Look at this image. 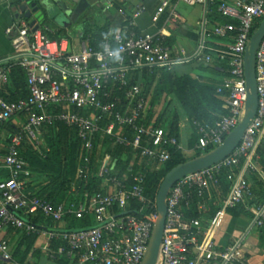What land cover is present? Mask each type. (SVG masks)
Masks as SVG:
<instances>
[{
	"label": "built area",
	"instance_id": "obj_1",
	"mask_svg": "<svg viewBox=\"0 0 264 264\" xmlns=\"http://www.w3.org/2000/svg\"><path fill=\"white\" fill-rule=\"evenodd\" d=\"M170 1L173 0H163L153 16L154 23ZM174 1L194 5L202 0ZM220 11L236 20L213 29L214 35L224 43L210 46L203 37L191 53L175 50L168 43L164 29L139 32L133 21L129 28L114 30L97 47L89 39L73 44L66 37L58 38L46 23L33 31L25 18L19 19L15 31L9 30L13 54L7 60H14L25 69L29 95L9 100L1 94L9 83L11 67L3 64L6 60L0 61V125L11 124L14 128L8 132L6 153L0 155V167L9 172V177L0 182L2 260L14 261L10 244L1 232L2 228L10 227L63 241L65 246L60 252H65L75 264L141 263L157 217V209L150 216L145 214V209L156 207V201L153 204L146 191V174L142 168L118 176L109 171L107 155L97 174L101 180L99 191L86 193L78 201L54 204L28 189L24 179L29 174L28 163L21 147L26 142L43 146L42 153L46 156L47 127L63 123L75 129L86 154L92 151L99 135L113 139L137 158L160 167L170 160L169 147L178 146V139L154 122H147L149 98L129 75L145 68L172 70L191 62L211 64L215 54L226 60L228 75L217 86L216 94L223 99L227 111L213 122L194 120L198 135L194 151L205 152L220 145L245 116L248 89L244 56L254 24L264 19V0H238L235 4L223 1ZM179 18L178 13H172V21ZM113 52H119L120 58L110 55ZM256 73L257 114L239 146L220 163L183 177L170 189L157 264H246L239 241L221 249L214 237L226 210L241 203L252 212L257 227L264 228V200L251 204L256 200L253 185L243 172H238L244 161L245 169L258 176L264 193V171L253 160L264 143V38L257 53ZM88 171L87 163L80 164L77 180L82 181ZM223 173L230 179V188L205 228L202 215L208 208L207 199L214 194L221 196ZM135 203L141 207L134 206ZM193 204L198 217L189 216ZM39 215L55 226H37L31 217ZM89 215L94 219L93 226L59 227L67 217L82 219Z\"/></svg>",
	"mask_w": 264,
	"mask_h": 264
},
{
	"label": "crops",
	"instance_id": "obj_2",
	"mask_svg": "<svg viewBox=\"0 0 264 264\" xmlns=\"http://www.w3.org/2000/svg\"><path fill=\"white\" fill-rule=\"evenodd\" d=\"M223 1L235 4L238 0H202L194 5L173 0L164 9L159 21L154 23L153 16L163 0H0V61L9 59L13 54L12 35L9 30L15 31L19 19L25 18L20 9L21 5L25 3L37 2L41 10L37 15L38 24H48L52 28L54 36L58 37L56 34L60 33L61 36L58 38L66 37L73 44L79 42L80 39H89L91 43L101 42L105 36H108L114 30L129 28L130 22L133 21L139 32L155 33L160 28L164 29L168 43L175 50L191 53L197 48L203 37L210 46L224 43V40L217 38L213 33L215 26L223 24L222 20L228 17L220 11ZM97 10L100 12L98 19L93 18L94 12ZM139 10H141L140 14L135 16V12ZM173 12L178 13L180 16L176 21L171 20ZM60 17H62V23L58 22ZM27 21L30 23L29 20ZM205 71L204 74H194L189 69V71L184 70L179 74L174 68L175 75L178 77H199L205 83L215 86L214 96L221 104L220 109L223 112L218 111L216 107L207 108V111L218 117L227 111L223 99L216 94L217 86L228 75L226 60L215 54L214 61L211 64H206ZM141 75L142 81H144L145 74L142 73ZM2 92L6 94L7 91L2 89ZM170 94H163L152 114L151 122L176 136L178 139L177 149L185 158H192L196 154L194 146L198 139L194 120L200 119L191 117L179 99L174 104L176 106L169 107ZM147 97L151 102L152 94ZM12 128L1 130L4 135L0 140V155L6 153L8 132H13ZM128 154L131 155L128 162L130 166L136 168V170L142 168L146 176L149 172L148 168L151 166L157 168L152 161L137 158L130 152ZM253 160L262 169V159L258 152H256ZM244 165L245 162L243 161L238 167V172H243L252 185L256 182L260 183L258 176L254 172L245 169ZM24 179L28 189L33 192L34 189L40 187L41 184L38 183H41L43 176L38 179L35 176H25ZM260 187L262 189L261 183ZM228 191L229 189L227 193ZM227 193L225 195L221 193V196L214 194L207 199L208 208L202 215L205 228L208 227L210 220L220 209L222 197L224 198ZM66 226V220L59 225L64 229ZM1 232L8 240L16 262L21 264L23 261L25 264H75L65 252H60V248L65 246V243L61 240L49 239L44 233L27 234L22 230L10 227L2 228ZM34 235H36V238L30 244L29 239ZM214 240L221 249L239 241L245 255L246 264H264V228L257 227L254 223L253 214L247 207L246 209L241 206L228 208ZM14 261L6 262L0 257V264H16Z\"/></svg>",
	"mask_w": 264,
	"mask_h": 264
},
{
	"label": "trees",
	"instance_id": "obj_3",
	"mask_svg": "<svg viewBox=\"0 0 264 264\" xmlns=\"http://www.w3.org/2000/svg\"><path fill=\"white\" fill-rule=\"evenodd\" d=\"M222 22H236V20L226 17L222 20ZM259 23L260 22L257 23V26L259 25ZM56 35L58 37L61 36L60 33ZM99 43L100 42L95 41L91 44L97 47ZM3 64L5 66H10L11 72L9 76V83L5 87L7 94L3 92L1 94L9 100H17L20 98L27 97L29 95V89L27 85V73L25 69L16 64L14 60H6ZM202 67L206 69V64H202ZM142 73L145 74L144 81H142L141 78ZM157 74H161V78L158 84L154 86V90L152 91L154 82L157 78ZM171 78H174L176 82L172 83L170 81ZM131 81L137 82L141 85L142 93L145 94V97L152 94L147 122L151 121L152 114L164 93L169 94L174 92L182 103L185 110L189 112L191 117L196 119L213 122L217 117L213 116L210 112L207 111V108L210 107H216L218 111L223 112V110L220 109L222 107L221 104L218 102L214 95L209 94L210 101L203 102L202 98L200 96L198 97L195 94L196 91L193 92L194 86L197 81L194 77H178L177 75H175L174 69L169 70L167 68L158 67L145 68L144 71L135 72V75L131 78ZM199 85L202 89L209 87L215 92V86L207 84L204 81ZM186 94H188V96ZM186 98H190V101L187 102ZM5 127L11 129L12 125H0V130L4 129ZM45 143L48 147L46 156H43L41 158L37 157V162L33 160L34 163H32V167L37 168L39 167L40 163L43 166L41 168H50L59 176L54 182H51L46 185L41 184L40 187L38 189H34L33 192L54 204L78 201L79 199L83 198L86 193L92 195L99 191L101 189V180L97 176V174L107 155L110 156L108 168L111 173L116 174L118 176H124L129 175L136 170V168L130 166L128 163V158L131 157V155L128 154L130 150L124 145L116 143L113 139L109 137L98 135L94 140V147L92 151L89 152V154L83 152V156L82 158H80L81 142L76 134V131L74 128L63 123L47 127L45 131ZM25 144L26 143H23L21 151L25 159L30 161V158L27 157V154L24 151ZM210 150L212 149H208L205 152L197 151L195 156L193 157L199 156ZM169 151L171 153V158L166 163L160 166V172L153 173V177H151L148 172L146 176V191L149 194L151 200L153 201V204L156 201V195L159 186L167 172L171 170L174 166L184 161H187L188 159H191L185 158L176 146H170ZM257 152L262 159L261 167L264 171V145H260L257 149ZM47 162H50V164H48ZM83 163L88 164L89 171L83 178V180L80 181V183L76 182L77 188L75 190H72L70 184L74 181L76 177L78 166ZM42 176L43 174H39L35 177L38 179ZM7 177H9L8 170L0 167V182L6 179ZM152 178L153 180H151ZM221 180L222 195H225L230 186V179L226 173H223ZM253 188L256 194V200L251 204H257L262 202L264 200V193L260 187V183H254ZM134 206L138 208L141 207V205H138L137 203H135ZM236 206H241L243 207V209H246L247 207L246 204L243 203L237 204ZM155 211L156 207L153 206V208L149 210L145 209V214L150 216V214ZM189 216H199L198 211L195 208V204H193V208L191 209V213ZM31 220L40 228L55 226V224H53L49 220L44 219V217L41 215L37 217H31ZM66 223V229H81L93 226L94 219L92 215H89L86 218L82 219H77L73 216H70L66 218ZM35 238L36 235L31 236V238L29 239L30 244L34 242ZM23 262L22 264H25Z\"/></svg>",
	"mask_w": 264,
	"mask_h": 264
},
{
	"label": "water",
	"instance_id": "obj_4",
	"mask_svg": "<svg viewBox=\"0 0 264 264\" xmlns=\"http://www.w3.org/2000/svg\"><path fill=\"white\" fill-rule=\"evenodd\" d=\"M20 9L24 13L25 18L30 21V26L33 31L37 30L39 27L37 15L41 12L37 2L22 4ZM58 22L62 23V17L58 19ZM263 38L264 19L255 28L246 46L244 70L248 93L245 103L244 118L235 126V128L228 134L220 145L206 153L174 166L164 176L156 195L157 217L153 224L147 250L140 264L158 263L166 223L168 195L173 185L183 177L214 166L230 156L239 146L245 132L256 116L259 101L256 62L258 49Z\"/></svg>",
	"mask_w": 264,
	"mask_h": 264
},
{
	"label": "rangeland",
	"instance_id": "obj_5",
	"mask_svg": "<svg viewBox=\"0 0 264 264\" xmlns=\"http://www.w3.org/2000/svg\"><path fill=\"white\" fill-rule=\"evenodd\" d=\"M99 17H100V12H98V10H97V11L94 12L93 18H97L98 19ZM261 21L262 20H257L256 21V23L253 26L254 27L253 28V31L255 30V26H257V23L258 22H261ZM189 69H190V72H193L194 74H204L206 72L205 71V68L202 67V64L201 63H196V62H194L193 64L177 65L175 67V70L179 74L181 72H183L184 70L189 71ZM134 75H135V73H131L129 75V78L134 77ZM160 78H161V74H157V78H156L153 86H156V84H158ZM195 79L197 81H196V84L194 83L195 86H194L193 92L196 91L195 94L198 97L200 96L202 98L203 102H209L210 101V95L209 94L214 95L213 89H211L209 87H207L205 89L200 88V85L199 84H201L203 82V79L202 78L200 79L199 77H195ZM170 81L172 83L173 82H176L174 78H171ZM152 90H154V87L152 88ZM171 94L169 96L170 97L169 98V103H168L169 107L172 106V105L173 106H176L174 104H176L177 103V100H178V97H177V95L174 92L171 93ZM186 95L188 96V94H186ZM186 101L189 102L190 101V98H186ZM2 135H4V134H2ZM24 151L27 154V157L30 158V161L27 160L28 167H27L26 170H27V172H29V174L26 175L27 177H33V176H36V175H39V174H43V179H42L41 183H38V184H42V185H46V184H49V183L54 182L55 180H57V178H58L59 175L56 174L50 168H41L43 166L40 163H39V167H37V168L32 167V165H33L32 163H34L33 160H35L37 162V157H40V158L43 157V153H42L43 146L36 145V144H32L30 142H26V144L24 146ZM82 156H83V151H82V149H80V158H82ZM128 159L130 160L131 157L128 158ZM47 163L50 164V162H47ZM129 168H131V167H129ZM148 169H149V174L151 175V177H153V173L160 172V167H158V166H157V168L154 167V166H151ZM151 180H153V178ZM34 181H37V180H34ZM76 182L80 183V181L77 180V178L75 177L74 181L71 182V184H70L72 190L77 188L76 187L77 186Z\"/></svg>",
	"mask_w": 264,
	"mask_h": 264
},
{
	"label": "clouds",
	"instance_id": "obj_6",
	"mask_svg": "<svg viewBox=\"0 0 264 264\" xmlns=\"http://www.w3.org/2000/svg\"><path fill=\"white\" fill-rule=\"evenodd\" d=\"M110 55L116 56V57H117V59H119V58H120V57H119V52H113V53H110Z\"/></svg>",
	"mask_w": 264,
	"mask_h": 264
}]
</instances>
